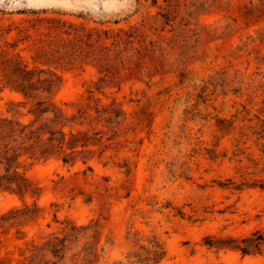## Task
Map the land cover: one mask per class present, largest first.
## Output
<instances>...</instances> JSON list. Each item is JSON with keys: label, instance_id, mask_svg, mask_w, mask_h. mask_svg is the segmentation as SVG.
<instances>
[{"label": "rangeland", "instance_id": "1", "mask_svg": "<svg viewBox=\"0 0 264 264\" xmlns=\"http://www.w3.org/2000/svg\"><path fill=\"white\" fill-rule=\"evenodd\" d=\"M23 38L12 54L93 121L70 164L31 162L33 192L0 189V264H84L92 242L91 264H114L135 231L160 264H264V244L237 248L264 232V0H0V50ZM23 102L0 91V116L31 121ZM66 220L87 229L59 259Z\"/></svg>", "mask_w": 264, "mask_h": 264}, {"label": "trees", "instance_id": "2", "mask_svg": "<svg viewBox=\"0 0 264 264\" xmlns=\"http://www.w3.org/2000/svg\"><path fill=\"white\" fill-rule=\"evenodd\" d=\"M10 32L11 29L6 30L5 35ZM23 40L25 38L12 43L5 40L7 49L0 50V91L5 88L16 91L25 99L20 104L31 102L34 108V118L26 123L17 117L0 116V189L20 197L33 192L27 177L31 162L57 157L62 164H70L75 154L88 148L91 137L82 127L91 125L93 121L88 119L85 111H78V116H67L51 100L60 80L50 69L31 68L20 53L12 54ZM177 214L183 215L180 211ZM61 224H64L62 231L67 235L62 239L54 237L49 242L53 254L59 259L66 242L77 243L80 234L87 229L67 220ZM127 237L131 239L132 247L124 261L114 264H160L164 260L166 252L156 234L135 231L128 232ZM263 244L264 232L256 231L249 238L241 239L237 248L243 255H248L253 250L261 253ZM94 250L95 242L88 243L73 257V261L84 253L81 258L84 264H91L96 257Z\"/></svg>", "mask_w": 264, "mask_h": 264}]
</instances>
